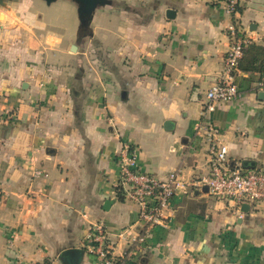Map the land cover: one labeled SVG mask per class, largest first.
I'll use <instances>...</instances> for the list:
<instances>
[{
	"label": "crops",
	"instance_id": "1",
	"mask_svg": "<svg viewBox=\"0 0 264 264\" xmlns=\"http://www.w3.org/2000/svg\"><path fill=\"white\" fill-rule=\"evenodd\" d=\"M110 1L86 37L78 17L53 19L38 0L0 5V264H101L86 239L99 222L119 264H264V204L242 213L194 185L210 173L197 129L233 18L205 0ZM236 17L264 45V0H242ZM259 82L241 73V96L211 114L233 166L264 168ZM126 143L141 170H179L186 184L167 225L131 247L119 237L140 231L117 189Z\"/></svg>",
	"mask_w": 264,
	"mask_h": 264
},
{
	"label": "built area",
	"instance_id": "2",
	"mask_svg": "<svg viewBox=\"0 0 264 264\" xmlns=\"http://www.w3.org/2000/svg\"><path fill=\"white\" fill-rule=\"evenodd\" d=\"M210 4L223 6L226 15L233 18L229 31V49L223 61L221 75L206 91V102L201 113V123L197 129L209 143L210 173L194 183L200 188L220 198L235 202L237 208L243 204L252 207L264 203V168L245 170L240 165L231 168L228 148L222 142L221 131L215 125L211 114L219 103L231 102L241 96L238 80L241 76L240 61L244 49L254 42V38L245 30L237 15L242 0H205ZM258 90L264 91V77L258 83ZM119 182L117 189L138 208L137 225L139 232L131 228L123 230L119 237L127 246L142 245L157 227H165L171 202L179 189H184L179 170L160 178L141 170L138 151L126 143L118 156ZM87 248L101 264H119L114 255L115 245L102 222L91 226L87 234Z\"/></svg>",
	"mask_w": 264,
	"mask_h": 264
},
{
	"label": "water",
	"instance_id": "3",
	"mask_svg": "<svg viewBox=\"0 0 264 264\" xmlns=\"http://www.w3.org/2000/svg\"><path fill=\"white\" fill-rule=\"evenodd\" d=\"M6 0H0V5L5 7L6 6ZM47 4H51L56 2L57 0H44ZM75 2V4L78 7V18L80 22L79 29L81 30V36L86 37L90 34V25L93 18V14L96 11L97 8L111 4L110 0H72ZM167 18H172L175 15V12L173 10H167ZM77 45L71 46V52L76 53L77 52ZM259 97H264V91L259 92ZM169 124H167V127ZM231 168L234 166L230 163ZM240 166L245 170H253L256 169V163L252 160H243L240 164ZM207 190L208 188L205 187ZM109 204V203H107ZM251 210V206L249 204H243L241 207L242 213H249Z\"/></svg>",
	"mask_w": 264,
	"mask_h": 264
},
{
	"label": "trees",
	"instance_id": "4",
	"mask_svg": "<svg viewBox=\"0 0 264 264\" xmlns=\"http://www.w3.org/2000/svg\"><path fill=\"white\" fill-rule=\"evenodd\" d=\"M239 69L241 73L257 75L261 81L264 77V45L254 42L248 45L244 49V57L240 61ZM118 194L119 198L123 199L122 192L119 191Z\"/></svg>",
	"mask_w": 264,
	"mask_h": 264
},
{
	"label": "rangeland",
	"instance_id": "5",
	"mask_svg": "<svg viewBox=\"0 0 264 264\" xmlns=\"http://www.w3.org/2000/svg\"><path fill=\"white\" fill-rule=\"evenodd\" d=\"M71 1L70 0H57L54 3L47 4L44 0H38V4L40 5V10L42 11V13H46L49 17L53 19L60 18V16H65L66 18L78 17V7L74 5L75 4L74 1L72 2ZM74 6H76L75 9H74ZM69 8H73L72 11ZM261 204H264V203H261Z\"/></svg>",
	"mask_w": 264,
	"mask_h": 264
}]
</instances>
